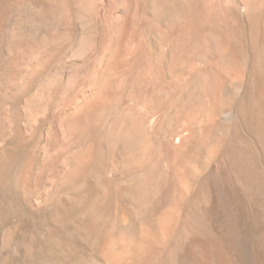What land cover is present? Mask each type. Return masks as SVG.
<instances>
[{"label": "rangeland", "instance_id": "1", "mask_svg": "<svg viewBox=\"0 0 264 264\" xmlns=\"http://www.w3.org/2000/svg\"><path fill=\"white\" fill-rule=\"evenodd\" d=\"M263 5L0 0V264H264Z\"/></svg>", "mask_w": 264, "mask_h": 264}, {"label": "bare ground", "instance_id": "2", "mask_svg": "<svg viewBox=\"0 0 264 264\" xmlns=\"http://www.w3.org/2000/svg\"><path fill=\"white\" fill-rule=\"evenodd\" d=\"M236 1H238V0H236ZM253 20H255V19H253ZM263 43H264V41H263ZM166 45H168V44H166ZM207 183H208V187H209L210 191H207V193H204L205 195L203 197V203H205V204H212L213 202L215 203L217 210L221 216L220 217L221 221H222V222L220 221L222 223L221 226H223L224 230L228 233L226 235H229L231 237L232 241L234 242L235 246L238 248L240 253H242L243 257L246 258V261L248 262V264H262L261 256L258 255L256 253V251L253 250L249 239L243 235V232H241L239 225H238L237 208L232 204L231 201H233V200H230L232 198H230L228 196L229 194H227V192L225 191V189L222 186L219 178L216 176L212 180L210 179ZM207 183H206V185H207ZM204 191H206V190H204ZM197 210H198V208H197Z\"/></svg>", "mask_w": 264, "mask_h": 264}]
</instances>
